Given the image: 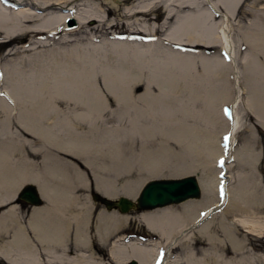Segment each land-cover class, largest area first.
<instances>
[{"label":"bare ground","instance_id":"1","mask_svg":"<svg viewBox=\"0 0 264 264\" xmlns=\"http://www.w3.org/2000/svg\"><path fill=\"white\" fill-rule=\"evenodd\" d=\"M67 1L0 0V47H8L0 54V112L16 114L23 132L41 138L17 139L0 149V207L8 206L0 213V264H264V186L256 151L234 155L252 169L238 174L234 187L221 170L201 172L198 199L133 216L90 201L92 194L135 201L149 181L196 171L169 162V139L190 154L216 159L222 131L203 134L192 125L197 120L227 121L231 151L240 101L264 131V0L131 1L117 11L127 31L150 36L145 44L88 30L89 21L102 23L103 17L79 18ZM122 1L104 0L115 8ZM60 4L71 13L44 12ZM67 20L76 26L55 37ZM237 44L247 46L240 57L244 86ZM174 46L219 47L226 61ZM37 48L46 52H32ZM196 60L202 78L192 73ZM196 91H204L202 117L187 105L197 97L189 96L185 105L172 97ZM226 105L228 114H218ZM111 109L121 111V131L140 128L141 139L120 143L110 134L77 133L96 130ZM108 168L135 176L119 181L120 173L99 174ZM25 185L37 188L43 205L32 206L22 221L15 198ZM80 190L90 192L83 201ZM133 219L147 231L146 239L121 234ZM170 248L181 253L169 256Z\"/></svg>","mask_w":264,"mask_h":264},{"label":"rangeland","instance_id":"2","mask_svg":"<svg viewBox=\"0 0 264 264\" xmlns=\"http://www.w3.org/2000/svg\"><path fill=\"white\" fill-rule=\"evenodd\" d=\"M131 1H134V0H128V1L124 0L122 1L123 3H121L122 6L119 5L116 8L111 3L104 2V0H94V1L93 0H68L66 4L73 5L72 11L74 14L76 13L79 18H82L86 16L87 14H93V13L99 14L100 13V15L103 17L102 19L104 20V22L98 23L96 21L95 22L89 21L88 27H87L88 30H92V28H96L97 30L95 29L96 30L95 33L96 34L102 33L103 37H113V36H117L118 38L128 37L132 40H139L145 44L150 39V36L148 34L135 35L127 31L126 26H122V23H124L125 20L121 18V11H117L118 9L121 10L122 7H125V5H128L127 3H130ZM66 4H60L57 7L47 9L44 12H56V14L60 12L62 15L70 14L71 13L70 11H66L70 6H66ZM102 12H104L105 15H103ZM155 15L156 14L152 15V17H154ZM70 22H71L70 20L63 22V28H65V29H62L63 34L54 35V36L55 37L66 36L65 34L67 33V30H70L76 26L75 25L74 27H71L72 24H70ZM61 25H62V22H60L57 25V28L62 27ZM90 32L92 33L94 32V30ZM234 35L235 36L239 35V32L235 31ZM103 37H101V39ZM246 47L247 46L240 47L238 44L233 46L236 52L235 53L236 62H237V65H238V68L241 74L240 75L241 84L243 86H244V82L247 77V74L244 71L240 63L241 62L240 57L247 50ZM7 48L8 47H0V54L3 53ZM172 48L173 50L177 52H181V53H193V54L201 53L206 58L216 57L222 60L226 59L225 56L220 52L219 47L174 46ZM45 50L46 48H37L32 52L43 54L46 52ZM2 63H4V61H2ZM200 69H201V64L199 63V60H196L195 68L192 73L201 76L202 71H200ZM96 76L97 78H99L100 74ZM189 96H192V97L195 96L197 98L196 100L195 99L192 100L187 105L190 107H193L195 109V112H197V114L201 115L200 117H202L204 113V108H205L203 104L204 91H199V92L196 91V92H192L191 94L179 93L178 95H172L175 101L178 103L180 101L182 102L181 104H184L185 100H189ZM224 107L225 108L221 110V113L220 111L216 109L217 113L222 114V115L223 114L227 115L228 109H229L228 105ZM237 107H238L237 112L240 115V123L238 125L239 127L236 133L235 143L232 146L231 151L230 149H228L227 151V144H226L228 140L226 138H228V127H229V124L227 121H225L223 124L221 123L220 124H210L209 123L205 125L200 120L199 121L197 120L195 123L192 124L193 126L196 127V129H198V131H200L203 134L211 133L217 136L219 132L222 131L221 134L219 135L218 144H214V147L219 148L218 156L216 159H214L212 156L206 157V154L204 153L200 155L190 154L186 150H184L181 144H179L175 140L173 139L168 140V148H170L169 162L171 164L176 163L179 166L186 165L189 168L191 167L197 168L196 171L183 174L181 176H176V178H171V179H181L186 176H194L195 178H197L198 176L201 175V172L203 174H205L206 172L210 173V169L212 173L215 175L217 173H220V170H221L225 175L229 176V178H225L229 180V185L234 187L237 184L235 180L238 174L243 175V173L247 174L252 171V169H250L251 167H249L248 164L247 165L241 164L240 162H236V160L234 159L235 154H238L239 152H243V150L245 149V150H251L253 152L256 151L257 153L260 154L256 169H257V174L259 176V179L262 185L264 186V131L260 127H258L254 119V116L246 109L245 104L243 102L241 101L238 102ZM184 108H186V106ZM103 115H104L103 121H99V123L96 124V130H92L91 132H89L88 128H80V129L78 128L77 133L87 134V137H91L93 136V134L97 136L99 135L101 136L103 134L104 135L110 134L112 139H117L119 140L120 143H121V139H141L139 135L141 131L140 128L138 129L137 127H133L131 129H124L121 131V120H119L118 118V116L121 115V111H117V110L109 111L108 110V111H105ZM16 117H17L16 114L5 115L2 112H0V149L2 150H5V148L8 149L9 146H11L13 142L16 141L17 139H28L30 141L34 139L32 140V142H35V143L38 142L36 139H41L39 137H36V136L33 137L32 135H29L23 132L16 122ZM229 152H231V155L229 154ZM67 159L78 164V161L73 158H67ZM34 161L39 162L40 159L37 158ZM201 163L203 164L201 165ZM81 168L85 170L84 167L81 166ZM112 169L113 168H108L107 169L108 171H103V172H100L99 174H101V176L113 177L115 176L114 173L116 172L120 173L121 175L118 177L119 181H121L122 179L123 180L132 179L135 176V175L131 176V174L130 175L125 174L122 168L121 169L116 168L115 169L116 171ZM89 179L92 180L93 182L92 176L89 177ZM158 179H162V178H158ZM164 179H167V178H164ZM94 187H95L94 183H92L93 190H94ZM88 193L90 194V192H87V191H83V190L79 191V194H81L82 196L81 198H83L82 201L84 200V196H86V194ZM90 201H92L91 196H90ZM96 206L97 208L102 207L106 210V208L102 204L96 203ZM7 207L6 206L0 207V210H1L0 212H3L5 209H7ZM18 209L20 211V217L22 218L21 220L22 221L26 220L31 207L18 204ZM115 211L119 212L118 210H115ZM136 213H137L136 211H131L129 213H126L125 215L133 216V214H136ZM124 228H125V231L121 234L124 237H126V239H131V238L146 239L147 238L148 233L145 230V228L142 225H140L137 221H135L134 219L128 222L127 225H124ZM158 252H160L162 256L166 254V250L162 248ZM169 252H170L169 256L178 255L181 253V249L180 248H173V249L170 248ZM255 254L260 255L261 252H255ZM160 257L161 256L159 255V258Z\"/></svg>","mask_w":264,"mask_h":264},{"label":"water","instance_id":"3","mask_svg":"<svg viewBox=\"0 0 264 264\" xmlns=\"http://www.w3.org/2000/svg\"><path fill=\"white\" fill-rule=\"evenodd\" d=\"M70 24H72L71 27L74 26V22L71 21ZM200 192L201 189L197 178L187 176L181 179L149 181L142 187L135 201H130L123 197L116 201H109L97 194H92L91 199L95 203L102 204L108 211L118 210L119 213L126 214L131 211L140 212L178 204L190 199H198ZM15 199L18 204L30 207L43 205L41 196L33 185L22 187ZM132 264H136V262H132Z\"/></svg>","mask_w":264,"mask_h":264},{"label":"snow or ice","instance_id":"4","mask_svg":"<svg viewBox=\"0 0 264 264\" xmlns=\"http://www.w3.org/2000/svg\"><path fill=\"white\" fill-rule=\"evenodd\" d=\"M227 139V138H226ZM158 264H159V262H158Z\"/></svg>","mask_w":264,"mask_h":264}]
</instances>
